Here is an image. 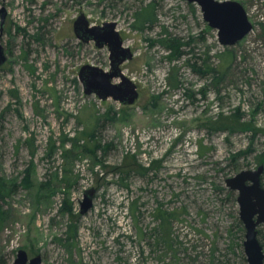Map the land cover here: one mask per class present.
Listing matches in <instances>:
<instances>
[{
    "label": "rangeland",
    "instance_id": "374dc122",
    "mask_svg": "<svg viewBox=\"0 0 264 264\" xmlns=\"http://www.w3.org/2000/svg\"><path fill=\"white\" fill-rule=\"evenodd\" d=\"M228 1L252 24L232 47L187 0H0V264H247L225 181L264 166V0ZM81 14L133 53V105L84 94L80 68L109 52L75 37Z\"/></svg>",
    "mask_w": 264,
    "mask_h": 264
},
{
    "label": "water",
    "instance_id": "95a60500",
    "mask_svg": "<svg viewBox=\"0 0 264 264\" xmlns=\"http://www.w3.org/2000/svg\"><path fill=\"white\" fill-rule=\"evenodd\" d=\"M196 4L202 19L209 28L217 32L218 42L223 47H232L240 42L252 30L247 13L242 5L235 1L187 0ZM6 13L0 11V39ZM75 37L83 42H93L98 49L106 47L109 52V69L85 65L79 70L77 79L86 96H95L101 101L112 99L121 105H133L138 98L136 85L121 71V65L133 59V53L123 46V40L116 31L115 23L91 26L81 14L73 22ZM7 60L3 46L0 44V66ZM117 80V82H115ZM264 166L256 170H242L225 181L226 186L238 193L239 218L244 228L243 251L247 264H264V250L257 235V227H264V188L261 175ZM94 189L86 190L80 203V214H85L92 205ZM264 239V237H263ZM13 264H42L40 256L28 259L23 250L17 252Z\"/></svg>",
    "mask_w": 264,
    "mask_h": 264
},
{
    "label": "trees",
    "instance_id": "16d2710c",
    "mask_svg": "<svg viewBox=\"0 0 264 264\" xmlns=\"http://www.w3.org/2000/svg\"><path fill=\"white\" fill-rule=\"evenodd\" d=\"M137 20L138 22L140 23H150L152 22V8L151 6L144 9L143 11L139 12V14L137 15ZM166 47L169 48L174 55H172L169 59L170 60H178L182 57L183 55V52H181L179 50L180 48V45H175L173 40H167L166 42ZM192 68H193V71L200 74L201 76L203 75H206V73L208 72V70L205 69L202 70V69H199L196 67V65H192ZM214 74L218 73L216 70H213L212 71ZM188 97H190V95H188ZM2 192L0 193V197H4V196H7L9 195V192L11 191L10 189H6L5 187L3 189H1Z\"/></svg>",
    "mask_w": 264,
    "mask_h": 264
},
{
    "label": "flooded vegetation",
    "instance_id": "af4514ba",
    "mask_svg": "<svg viewBox=\"0 0 264 264\" xmlns=\"http://www.w3.org/2000/svg\"><path fill=\"white\" fill-rule=\"evenodd\" d=\"M117 82V81H116ZM263 173H264V171H263ZM263 173H262V175H263ZM261 175V176H262ZM260 180H261V178H260ZM261 186H262V184H261ZM229 189V188H228ZM230 190V189H229ZM232 191V190H231ZM232 192H235L237 195H238V193L236 192V191H232ZM237 199V198H236Z\"/></svg>",
    "mask_w": 264,
    "mask_h": 264
},
{
    "label": "built area",
    "instance_id": "2783aa9c",
    "mask_svg": "<svg viewBox=\"0 0 264 264\" xmlns=\"http://www.w3.org/2000/svg\"><path fill=\"white\" fill-rule=\"evenodd\" d=\"M225 1H228V0H225Z\"/></svg>",
    "mask_w": 264,
    "mask_h": 264
}]
</instances>
